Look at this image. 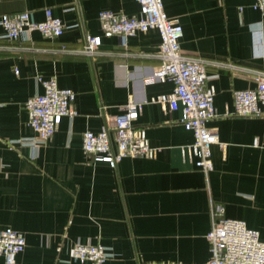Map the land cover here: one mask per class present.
Masks as SVG:
<instances>
[{
    "label": "crops",
    "instance_id": "0c3cea01",
    "mask_svg": "<svg viewBox=\"0 0 264 264\" xmlns=\"http://www.w3.org/2000/svg\"><path fill=\"white\" fill-rule=\"evenodd\" d=\"M252 2L162 0L182 28L180 52L209 62L216 116L206 126L219 143L211 146L213 169L205 175L181 155L193 135L180 122V109L150 102L173 89L168 80H150L160 62L159 32H136L125 45L102 35L98 12L138 16L134 0H0V18L28 11L41 21L50 8L64 24L58 38L32 31L16 40L0 25V228L25 238L13 264H91L71 258L77 242L104 246L110 253L104 264L202 263L210 257L206 233L216 205L264 242V148L253 146L255 138L264 144V115H227L233 91L255 85L244 69L264 70V15ZM88 34L101 37L96 58L55 52L61 45L79 49ZM37 76L54 77L75 93L77 115L62 116L45 142L28 125L24 107L42 92ZM129 100L142 103L133 124L159 148L156 156L94 160L82 148L83 132L109 125ZM0 264H6L1 255Z\"/></svg>",
    "mask_w": 264,
    "mask_h": 264
},
{
    "label": "built area",
    "instance_id": "2783aa9c",
    "mask_svg": "<svg viewBox=\"0 0 264 264\" xmlns=\"http://www.w3.org/2000/svg\"><path fill=\"white\" fill-rule=\"evenodd\" d=\"M139 5L138 16L105 9L98 12L102 35L118 36L122 45L136 32L156 29L160 44L156 56L159 64L152 68L150 80L173 83L168 94L151 98L171 110L180 109V122L193 135L191 143L180 147L181 155L194 161L205 175L212 169L211 146L218 142L217 131L206 126V122L216 116L213 99L215 89L208 85L210 78L206 74L209 63L205 59L185 56L180 52L179 39L182 28L176 19L166 15L162 0H134ZM251 8L264 15V0H253ZM0 25L8 39L16 40L22 36L28 38L32 31H38L43 37L55 39L62 35L64 24L53 16L51 9L44 10V19L35 21L28 11L4 14ZM101 37L86 35L83 45L69 49L61 45L55 52L84 56L90 59L101 54ZM234 68L230 64H221ZM238 70L240 68L237 67ZM255 85L252 88L233 91V111L227 115L252 117L264 115V70L244 69ZM42 92L28 97L24 107L28 115V125L37 134L40 142H45L54 134L62 116L70 119L77 115L73 106L75 93L71 88H61L54 77L42 79L37 76ZM142 103L129 100L122 111L110 117V124H104L98 132L85 131L82 134V148L96 161L115 164L124 157L153 158L157 147L151 146L144 128L134 126ZM253 146L264 148L257 138ZM211 226L206 233L210 257L207 261L194 264H264V242L257 230L247 227L240 219L223 216V207L216 205L212 210ZM25 238L22 233L10 227L0 228V255L6 264H13L16 256L24 250ZM73 260L79 263L104 264L110 257L109 251L102 245L75 243L69 250ZM185 264V263H178Z\"/></svg>",
    "mask_w": 264,
    "mask_h": 264
}]
</instances>
